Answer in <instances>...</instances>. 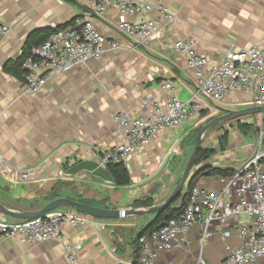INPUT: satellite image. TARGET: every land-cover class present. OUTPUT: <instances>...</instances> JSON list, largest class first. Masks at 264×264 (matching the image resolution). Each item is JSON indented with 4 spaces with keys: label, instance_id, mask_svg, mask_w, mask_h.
I'll list each match as a JSON object with an SVG mask.
<instances>
[{
    "label": "crops",
    "instance_id": "obj_1",
    "mask_svg": "<svg viewBox=\"0 0 264 264\" xmlns=\"http://www.w3.org/2000/svg\"><path fill=\"white\" fill-rule=\"evenodd\" d=\"M141 1L167 8L175 19L163 20L158 36L135 46L116 32L115 10L93 15L76 0H0V24L10 27L0 42V149L6 160L0 175V204L5 208L39 210L52 201L48 199L51 192L55 199L92 200L101 209H133L132 202L146 196L157 206L179 182L190 136L208 120L206 116L194 126L155 134L148 146L124 163L129 186L116 188L90 174L68 176L67 171L78 162L97 161L103 152L123 143L126 130L114 121L119 113L147 117L149 110L141 107L144 100L155 99L165 107L174 96L182 101L192 96L196 80L186 59L169 48L173 42L193 40L196 53L209 59L208 67L234 50L255 43L264 46V0ZM144 17L154 20L158 14ZM75 19L91 20L108 40L119 41L124 49H107L99 59L53 76L38 94H28L24 80L5 72V66L22 55L31 33L58 30ZM165 84L173 90L165 89ZM251 107V95L244 92H229L217 105L219 115ZM222 140L227 149L207 162L210 167L235 171L258 150L251 131L229 130ZM206 141L204 137L202 142ZM20 173L29 174L28 179L22 180ZM220 178L203 176L196 185L219 191L224 186ZM141 217H88L83 226L63 224L59 239L34 244L0 233V264H136L139 256L135 257L133 239L154 215L143 226L138 224ZM14 221L0 214V226ZM198 233V228L190 232L188 246L160 252L157 264H195ZM241 244L235 230L223 239L216 229L203 255L208 264H218L226 246ZM69 245L79 247L71 253L73 261L68 260Z\"/></svg>",
    "mask_w": 264,
    "mask_h": 264
},
{
    "label": "built area",
    "instance_id": "obj_2",
    "mask_svg": "<svg viewBox=\"0 0 264 264\" xmlns=\"http://www.w3.org/2000/svg\"><path fill=\"white\" fill-rule=\"evenodd\" d=\"M90 14L101 15L110 9L117 12L115 30L127 37L135 46L158 36L162 21L173 22L175 16L161 5H150L141 0H76ZM150 12L158 18L147 20ZM137 17V20L130 18ZM10 27L0 24V42ZM193 40L175 41L169 48L183 56L189 71L196 80V89L185 101L172 97L164 107L155 99L144 100L141 107L149 110L147 117H134L121 112L114 121L126 130L124 141L112 152H103L97 163L106 169L110 163H125L132 155L149 145L151 138L160 131L194 126L202 114L206 118L219 115L217 105L229 92L251 95L254 107L264 106V46L258 43L245 49L225 54L216 64L208 67V58L195 51ZM124 49L117 40H108L89 19H75L72 24L53 32L42 44L33 46L23 60L26 92L38 94L53 76L84 66L99 59L104 52ZM165 89L172 91L170 84ZM208 102L209 104H206ZM264 151L257 150L252 158L229 177H221L224 186L219 191L195 185L189 192L182 212L165 221L158 229L138 238L139 258L136 264H157L160 252H171L190 244V232L198 228L199 250L195 264H208L203 248L219 229L223 239L235 230L242 242L240 247H225V254L218 264H264ZM6 160L0 149V175ZM29 174L20 173L22 180ZM86 216L75 211L59 210L32 221H14L0 226L6 237L19 236L23 242L34 244L60 238L63 224L83 226ZM78 246H67L68 260L73 261L72 251ZM130 264V263H126Z\"/></svg>",
    "mask_w": 264,
    "mask_h": 264
},
{
    "label": "water",
    "instance_id": "obj_3",
    "mask_svg": "<svg viewBox=\"0 0 264 264\" xmlns=\"http://www.w3.org/2000/svg\"><path fill=\"white\" fill-rule=\"evenodd\" d=\"M263 115L264 106L262 107H251L242 110L228 111L223 115H219L213 118L211 121L206 123L197 133L192 152L189 159L184 167L183 173L177 185L174 187L168 198L164 203L158 206H152L150 208H138V209H101L94 206H89L68 198H58L52 200L44 207L36 211H16L12 209L5 208L0 204V214L9 217L15 221H32L38 218H43L46 214L57 211L60 209H72L75 212L82 214L86 217L105 219V220H117L122 218H127L130 216H151L154 215V219L149 222L145 227L144 231L149 228L154 220L162 214L182 193V191L187 188L198 170H194V163L198 151L202 148L201 144L206 135V133L219 125L224 123H229L231 121H240L242 117L249 115ZM79 173L90 174L104 183L113 184V180L109 172L100 167L97 161H81L72 165L67 171L68 176H76ZM162 225L158 226L160 228ZM142 232L138 235L140 237Z\"/></svg>",
    "mask_w": 264,
    "mask_h": 264
},
{
    "label": "trees",
    "instance_id": "obj_4",
    "mask_svg": "<svg viewBox=\"0 0 264 264\" xmlns=\"http://www.w3.org/2000/svg\"><path fill=\"white\" fill-rule=\"evenodd\" d=\"M61 29V28H60ZM55 29L45 30V31H35L31 33L25 42V45L22 50V55L16 59L11 61L5 66V72L15 76L17 79L24 80V71L22 69L23 60L29 55L30 49L33 46H37L43 41H45ZM206 114H202L201 117H204ZM213 118H209L208 122L211 121ZM264 123V119H263ZM252 127L250 124H244L241 122H237V128L241 132H249L252 131ZM202 128V127H201ZM201 128H197L194 130L193 134L191 135L192 145L194 143V139ZM225 139V137H224ZM215 154V151L209 148H201L196 156L194 167L198 166V172L192 178L189 186L185 188V192L181 193V195L162 213L160 214L155 220L154 223L147 228L145 231L142 232V235L148 234L151 231L157 229L158 226L162 225L165 221L170 218L177 217L185 207L189 192L197 184V181L203 176H218V177H229L234 173L232 169H220V168H213L207 165V161ZM262 163L264 164V158L262 159ZM67 169V168H65ZM106 170L109 172L112 180L113 186L118 187H125L129 186L131 183L129 172L124 163H110L107 165ZM56 194L51 192L48 196L49 200L55 199ZM74 201L96 207L95 203L92 200H84L80 198H76ZM178 202V205L174 206V204ZM155 203L151 196H146L142 199L135 200L132 202L131 207L138 209V208H150L154 206ZM139 235V234H138ZM138 235L133 239V245L136 247L135 257L139 256V246H138ZM141 235V236H142ZM140 236V237H141Z\"/></svg>",
    "mask_w": 264,
    "mask_h": 264
},
{
    "label": "rangeland",
    "instance_id": "obj_5",
    "mask_svg": "<svg viewBox=\"0 0 264 264\" xmlns=\"http://www.w3.org/2000/svg\"><path fill=\"white\" fill-rule=\"evenodd\" d=\"M263 119H264V116L262 115H249L247 117H242L240 119V121L238 122H243L244 124H250V126H253L252 127V138L254 139L255 141V144L256 146L258 147V149H260V151H264V123H263ZM206 123H208V120L206 121H203L201 122L200 124H198L197 128H201L203 127ZM231 131L232 132H237L238 131V128H237V121H231L229 123H224L222 125H219L215 128H212L211 130H209L205 137L207 138L208 141H206L207 143H203L201 144L202 148H209V149H212L214 148V151H215V154L218 155L219 153L225 151L227 149V144L226 142H224L222 140V136L228 132V131ZM193 134V132H192ZM189 149L187 151V154H186V158L183 162V165H182V170L180 171L179 173V178H181V175L183 173V170H184V167L189 159V156L192 152V141H191V136H190V140H189ZM214 154V155H215ZM213 155V156H214ZM213 156L208 160L210 161L211 159H213ZM207 161V162H208ZM196 168H198V166H195L193 168V171L196 170ZM118 192V191H117ZM172 192V190L167 193V194H164L157 202V206L158 205H161L162 203L165 202V200L168 198V196L170 195V193ZM185 192V189L183 190V193ZM178 205V202H176L174 204V206ZM152 217L151 216H143L139 219V225H142L143 226V223H145L147 220H150Z\"/></svg>",
    "mask_w": 264,
    "mask_h": 264
}]
</instances>
